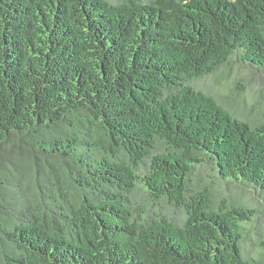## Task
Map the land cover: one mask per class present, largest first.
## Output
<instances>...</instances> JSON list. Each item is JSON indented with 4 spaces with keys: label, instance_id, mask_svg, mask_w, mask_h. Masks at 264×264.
Returning a JSON list of instances; mask_svg holds the SVG:
<instances>
[{
    "label": "trees",
    "instance_id": "16d2710c",
    "mask_svg": "<svg viewBox=\"0 0 264 264\" xmlns=\"http://www.w3.org/2000/svg\"><path fill=\"white\" fill-rule=\"evenodd\" d=\"M233 58L264 0H0V264H264V106L199 84Z\"/></svg>",
    "mask_w": 264,
    "mask_h": 264
},
{
    "label": "rangeland",
    "instance_id": "374dc122",
    "mask_svg": "<svg viewBox=\"0 0 264 264\" xmlns=\"http://www.w3.org/2000/svg\"><path fill=\"white\" fill-rule=\"evenodd\" d=\"M202 88L208 92L216 95L219 99H226L228 94H232V87L237 86L235 90L245 92L246 97L256 96L261 106H264V76L257 72H254L251 68L242 64L235 58L231 61V64L225 69H221L215 74L204 77L199 81ZM204 172L210 171L209 167L203 168ZM218 188H227L231 193H241L243 196H252L253 193L248 190L237 189L230 184H219ZM248 244L247 246H250Z\"/></svg>",
    "mask_w": 264,
    "mask_h": 264
}]
</instances>
